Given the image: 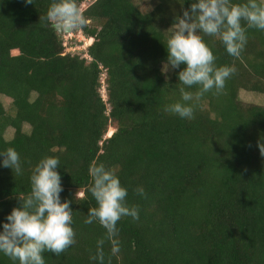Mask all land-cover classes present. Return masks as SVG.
Segmentation results:
<instances>
[{
    "label": "trees",
    "instance_id": "1",
    "mask_svg": "<svg viewBox=\"0 0 264 264\" xmlns=\"http://www.w3.org/2000/svg\"><path fill=\"white\" fill-rule=\"evenodd\" d=\"M88 1L77 0L90 19L81 32L93 40L85 59L65 54L62 37L39 19L52 0H0V98L11 103L8 112L0 101V152L14 148L23 168L20 176L0 168V222L30 195L36 164L57 157L75 242L44 253L45 264H99L91 258L106 230L85 219L96 207L89 167L102 163L139 209L138 220L116 225L119 253L105 239V264H264V107L239 100L240 91L264 95V31L242 22L238 57L201 33L216 66L235 72L223 90L194 96L193 118L181 119L165 111L182 102L179 70L161 69L185 0ZM0 264L14 262L0 253Z\"/></svg>",
    "mask_w": 264,
    "mask_h": 264
},
{
    "label": "clouds",
    "instance_id": "2",
    "mask_svg": "<svg viewBox=\"0 0 264 264\" xmlns=\"http://www.w3.org/2000/svg\"><path fill=\"white\" fill-rule=\"evenodd\" d=\"M185 2L189 5L186 9L183 8ZM185 2L168 29L167 56L161 71L179 70L177 80L185 86L180 88L182 102L167 105L165 111L181 119H192L194 110L188 102L194 96L199 99L213 89L217 92L223 90L225 82L235 72L234 67L216 66V58L201 33L218 37L227 54L238 57L247 43V28L264 31V4L257 0H248L244 4H234L231 0ZM25 3L32 4V0H25ZM39 19L61 34L83 31L90 23L77 0H52L46 15ZM242 22L247 28L242 26ZM193 86H198L195 94L186 90ZM258 147L260 153H264V146L259 144ZM60 167L57 157L41 159L30 177V195L19 200V205L5 217L6 222H0V253L14 264H45L44 253L60 255L75 242L71 226L72 201H62L64 188L58 171ZM0 168L22 175L20 154L11 147L0 152ZM89 175L92 183L88 192L96 201V207L88 210L85 223L98 222L106 230L105 238L97 241V251L91 259L105 264V239L112 245L111 252L119 253L116 225L122 217L138 220L139 209L127 205L128 190L122 187L119 177L102 163L91 165ZM136 192L140 196L145 195L142 187ZM83 196V193H75L77 199Z\"/></svg>",
    "mask_w": 264,
    "mask_h": 264
},
{
    "label": "rangeland",
    "instance_id": "3",
    "mask_svg": "<svg viewBox=\"0 0 264 264\" xmlns=\"http://www.w3.org/2000/svg\"><path fill=\"white\" fill-rule=\"evenodd\" d=\"M89 2H90V0L86 3L85 6H87L89 4ZM83 8H85V7H82L81 9H83ZM70 34H72V36H70V35L68 36L66 34H63L61 36L63 43H66L67 47H80L81 50H76L75 55H79V56L85 55L86 50L88 48V45H90L92 42L89 40L88 37L84 36L81 31H75V32H72ZM70 37H72V38L70 39ZM16 53L17 52H14V54H16ZM170 73H171V70L165 74L169 75ZM103 80H104V77H103ZM102 94H104V93L102 92ZM239 100L245 104H253V105L264 107V95L249 93L246 91H240L239 92ZM0 101L3 103V105L7 109V111L10 112V106H11L10 101L6 98H3V97L0 98ZM25 129L28 130L27 127H25ZM111 132H112V130L109 131L110 134H111ZM13 133H14V131L12 129H9L6 132V138L11 139L13 137Z\"/></svg>",
    "mask_w": 264,
    "mask_h": 264
},
{
    "label": "built area",
    "instance_id": "4",
    "mask_svg": "<svg viewBox=\"0 0 264 264\" xmlns=\"http://www.w3.org/2000/svg\"><path fill=\"white\" fill-rule=\"evenodd\" d=\"M66 35H70V36H72V34H66ZM72 37H70V39H71ZM91 42H92V39H89ZM92 44V43H91ZM90 44V45H91ZM90 45H88V47L90 46ZM63 46H64V48H65V54H70V55H75V52H76V50H81L80 49V47H67V44L66 43H63ZM85 50V49H84ZM82 57H84L85 59H89V57L85 54V55H83ZM102 84H104V82L102 81ZM102 92L104 93V94H102ZM106 91H105V86L103 85L102 86V90H101V94H102V96H103V98L105 99L106 98Z\"/></svg>",
    "mask_w": 264,
    "mask_h": 264
},
{
    "label": "water",
    "instance_id": "5",
    "mask_svg": "<svg viewBox=\"0 0 264 264\" xmlns=\"http://www.w3.org/2000/svg\"><path fill=\"white\" fill-rule=\"evenodd\" d=\"M56 31H57V30H56ZM57 33H58L59 36H62V35H63V34H61L59 31H57Z\"/></svg>",
    "mask_w": 264,
    "mask_h": 264
}]
</instances>
